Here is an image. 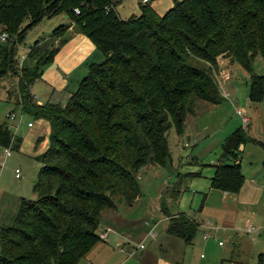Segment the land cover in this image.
<instances>
[{
    "label": "trees",
    "instance_id": "1",
    "mask_svg": "<svg viewBox=\"0 0 264 264\" xmlns=\"http://www.w3.org/2000/svg\"><path fill=\"white\" fill-rule=\"evenodd\" d=\"M138 6V14L121 18L112 0H0V33L7 34L0 39V77L17 76L10 91L14 104L49 124L47 146L35 156L41 163L32 186L36 197H20L11 224L0 225V264L83 262L100 240L101 211L115 209L116 197L130 204L138 196L142 166L170 160L166 130L180 133L196 101L223 99L215 81L221 58L246 71L248 99H261L263 77L251 64L256 55L264 60V0H172L160 14L146 1ZM57 13L103 59L88 63L65 102L38 104L31 86L58 48L39 52L30 46L26 56H36L30 66L18 63L17 48L29 28ZM20 142L0 122V147L16 150ZM247 142L264 151V142L242 127L220 143L208 177L211 189L239 190L240 147ZM162 201L159 196L165 211ZM197 226L177 211L168 215L165 232L189 243Z\"/></svg>",
    "mask_w": 264,
    "mask_h": 264
},
{
    "label": "rangeland",
    "instance_id": "2",
    "mask_svg": "<svg viewBox=\"0 0 264 264\" xmlns=\"http://www.w3.org/2000/svg\"><path fill=\"white\" fill-rule=\"evenodd\" d=\"M112 1L116 3L121 18L138 14V4L143 3L142 0ZM146 3L160 14L172 4V0H146ZM62 20L59 15H55L42 19L28 29L17 48L18 63L30 66L34 62L36 56L32 60L26 56L30 46L39 52L55 48L67 31V25H59L64 23ZM56 26L57 29L52 32ZM96 54L97 57L92 58V61H101V53L97 51ZM251 66L255 73L263 77L262 98L249 102V78L246 71L236 62L230 67L223 65L226 71L223 74L215 73V81L223 99L214 106L196 101L193 111H186L184 115L183 130L176 133L173 127H169L164 134L170 158L168 163L163 166H142L137 173L138 196L130 204L115 196L116 208L101 211L98 232L106 227L112 229L110 225L119 231V221L123 218L133 223H130L131 227L134 225L133 230H125L131 235L130 246L126 239L122 243L120 237L111 230L105 241L99 240L91 247L86 260L80 264H146L145 252L166 259L171 264L173 261L178 264H258L257 255L260 254V264H264V233L260 229L264 226V151L261 147L252 143L240 147L242 183L251 180V184L259 189L258 202L253 207L255 214H251L250 208L238 206L233 193L224 195L221 191L208 189L212 165L216 163L220 143L228 133L236 127H242L250 138L264 142V60L256 55ZM17 81L14 75L0 77V122H6L11 132L21 139L19 148L15 150L9 147L10 154L6 157L3 156L4 148L0 147V160L3 161L0 168V225L3 226L11 224L20 197H36L32 186L41 163L35 156L41 153L42 143L45 142V139L37 141V138L45 135L48 142L49 130L45 124L21 113L14 104L16 95L10 91ZM32 85L36 93L43 92L44 86L41 83L35 82ZM70 87L74 89L76 84H70ZM59 95L56 101L65 102L66 94L61 92ZM236 109L244 112L247 122H240L235 114ZM12 110L15 116L8 119L6 114ZM28 122L33 126L28 127ZM16 168L19 170L17 177L14 174ZM190 173H199V176H191ZM159 196L169 212L182 211L202 221L189 243L164 233L166 222L159 210ZM206 221L209 226H206ZM128 222H122L123 226L129 228ZM246 222L252 223L255 229L249 233L244 232ZM208 227L212 229L208 230ZM151 230L154 238L144 237L145 232ZM203 234H206L205 239L202 238ZM140 242L144 246L142 249L137 247ZM131 246L134 249L132 255H129ZM122 247L127 250L121 252L119 249Z\"/></svg>",
    "mask_w": 264,
    "mask_h": 264
},
{
    "label": "crops",
    "instance_id": "3",
    "mask_svg": "<svg viewBox=\"0 0 264 264\" xmlns=\"http://www.w3.org/2000/svg\"><path fill=\"white\" fill-rule=\"evenodd\" d=\"M142 1L145 2L146 0H142ZM118 2H120V1H118ZM55 15L56 16L59 15V17H61V19H63L61 22H64V23H61L59 25L64 24V25L68 26L67 31H66L65 36H64V37H67V39H65V41L60 45H59V43H57V45L55 47H57L58 50L53 55L52 60L46 66L43 67L40 78H38L34 81V83L35 82L41 83V85L44 86L43 92L36 93L34 91V89L31 87L32 97L35 100V102L38 104L43 103L47 100L53 101V102H58L56 100H59V96H60L59 93H61V92H64L66 94V96L64 98V99H66L68 97L69 93L73 90V88H71V87L69 88V85L70 84H72V85L76 84L77 85V82H78L80 76H82L87 71L88 63L93 62L92 58L97 57V54H96L97 50H96L95 46L93 45V43L85 35H83L81 32H79L76 29L75 24L71 20H69V18L64 13H57V14H54L52 16L45 17L43 19H49ZM39 22H37L36 24H38ZM36 24H34V25H36ZM50 28H52V27H50ZM232 63L233 62H228V60L226 58H221L218 61L216 72L217 73L222 72V74H223V72L226 71L223 68V65L226 67L227 66L230 67L232 65ZM220 66H222V68H220ZM218 78H219V75H218ZM247 99H248V97H247ZM248 101L252 102L249 99H248ZM209 105L214 106L215 104H209ZM235 114L239 117L240 122L241 121H246V122L248 121L246 115L244 114V112L241 109H236ZM36 121L43 122L45 124L46 129L48 128V130H49V124L45 119H37ZM32 126L33 125L28 126V127H32ZM42 138H43V140L45 139V142L42 143L43 144L42 151H43L45 149V147L47 146V139H46L45 135ZM247 143H250V142H247ZM247 143H244L243 145H245ZM255 145H257V144H255ZM240 151H241V149H240ZM239 160H240V154H239ZM197 176H199V173ZM208 189L214 190V189H211L209 187V185H208ZM221 193L225 195V194H228L229 192L221 191ZM233 195H234V198H237V201H236V199H235V201H236L238 206H240V207L245 206L246 208H250L251 214L252 215L255 214V211H253V207H255L257 205V202H258L257 196L259 195V189L256 188V186H254L253 184H251V180L248 182L242 183L239 190L236 193H233ZM160 211L162 212L163 219L166 223H167L168 215L175 213V212H169L167 206H166L165 211H163V210H160ZM117 220H119V217L117 218ZM195 220L198 222V227H199L202 224V221L198 220L196 218H195ZM119 222H120V227H121L119 231H115L113 229L112 225H110L112 229H109V227H106L103 229L102 232H99V235L104 234V237H100V240L105 241L106 236L109 233V231L114 230V232L120 237V239H121L120 241L122 243H125V241H123V240L126 239L128 245H129L130 244L129 239H130L131 235L128 232H126L125 230L126 229L133 230L134 225H133V227H131V224H133V223L126 221V219H124V218H123V220H120ZM122 222H128L130 227L127 228V227L123 226ZM154 224H155V222H154ZM154 224L152 226H154ZM165 226H166V224H165ZM165 226L163 227V229H164V233L167 234L165 232ZM206 226H209L208 222H207ZM207 229L209 230L212 228L208 227ZM148 232L149 231L145 232L144 237L154 238V236L151 237L148 234ZM165 234H164V237H165ZM131 248H132V246H131ZM125 249L127 250V248H125ZM125 249L123 250V247H122L121 252L125 251ZM133 249L134 248H132L130 250L129 255H132L131 253H133ZM143 255H144V259L146 260V262H145L146 264H171V262L166 260V259L153 257L146 252ZM261 261H262L261 255L258 254L257 255L258 264H260ZM175 263H177V262L173 261L172 264H175ZM228 264H233V262H228Z\"/></svg>",
    "mask_w": 264,
    "mask_h": 264
},
{
    "label": "built area",
    "instance_id": "4",
    "mask_svg": "<svg viewBox=\"0 0 264 264\" xmlns=\"http://www.w3.org/2000/svg\"><path fill=\"white\" fill-rule=\"evenodd\" d=\"M75 12H78L76 9H75ZM7 36L6 32H1L0 33V39L3 40L5 37ZM23 56H21L22 58ZM14 111H9L7 114H6V117L8 119H13L14 118ZM32 123L31 122H28L27 123V126H31ZM4 148V151H3V156L6 157L10 154V148L9 147H3ZM3 166V161L0 160V168ZM14 174H15V177H17L19 175V170L16 168L14 170ZM205 224H207V222H205ZM253 229H255L254 225L250 222H246L245 223V226H244V232L248 233V232H251L253 231ZM261 231L264 233V226L260 227ZM148 234L153 237L154 236V233L151 231L148 232ZM100 237H104V234H100ZM206 237V234H203L202 235V238L204 239ZM217 244H220L219 241H217ZM138 247L142 248L143 247V244L142 242H140L138 244ZM120 250H122V248H120Z\"/></svg>",
    "mask_w": 264,
    "mask_h": 264
}]
</instances>
